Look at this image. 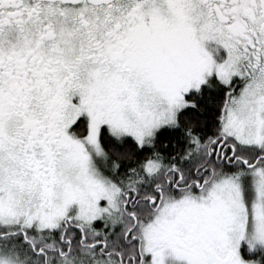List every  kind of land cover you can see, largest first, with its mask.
Wrapping results in <instances>:
<instances>
[{
	"label": "snow or ice",
	"instance_id": "obj_1",
	"mask_svg": "<svg viewBox=\"0 0 264 264\" xmlns=\"http://www.w3.org/2000/svg\"><path fill=\"white\" fill-rule=\"evenodd\" d=\"M0 264H264V0H0Z\"/></svg>",
	"mask_w": 264,
	"mask_h": 264
}]
</instances>
